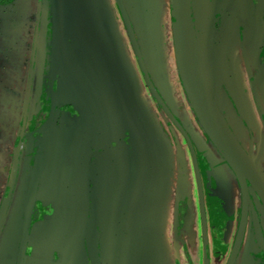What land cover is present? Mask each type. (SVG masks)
<instances>
[{"label":"rangeland","instance_id":"374dc122","mask_svg":"<svg viewBox=\"0 0 264 264\" xmlns=\"http://www.w3.org/2000/svg\"><path fill=\"white\" fill-rule=\"evenodd\" d=\"M37 1L38 0H18L14 10H12V7L7 8V6L0 4V13H2L0 14V64H2V68L4 66L5 68H9V60L16 62L15 65L18 66L22 58L24 61L25 58L27 60V57H29L28 50L32 43V36H30V33L33 32L35 27L34 21L36 20L38 7ZM70 1L71 0H60L64 15L63 18L66 20V18L69 17L67 20L69 23V36L72 32V28H70ZM110 1L111 0H106V3ZM199 1V3L197 2V14L199 15H196L195 26L193 25V31L194 33L196 31V36L199 34V31L201 32L202 16L208 11V4L211 3L210 0ZM124 2L131 16L132 24L154 86L191 138V142L186 141L187 146L191 147L193 145L191 151L193 152L194 150L196 152L198 159L202 162L204 160L210 170H214L213 167H216L218 174L222 176L221 179H217L221 187L219 190L221 198L219 201H217V198H214V203L217 204L218 209L217 214L220 215L218 219L221 233L217 237V243L212 247L210 246V263L225 264V259L221 261V257L219 256L225 248L231 246V240H233L239 221L238 212L240 208L236 207V202L232 199H236L235 196H237V189L234 187L236 177L228 163L222 158L219 151L206 135L204 128L198 118L194 116L195 113L192 112L193 110L190 109L187 101L183 100V98L178 95L177 91L181 90V87L179 86L180 80L176 72V66L172 61L173 52H176L177 37L174 38V12L170 9L171 4H169L168 0H124ZM260 3H264V0H261ZM112 6L113 7L110 8L107 13L102 9L97 12V14L99 15V20L103 23L109 24L114 21L118 22L116 34H112L106 41L111 47L113 46L117 59L121 58L122 63L113 64L108 75L103 74L104 71L100 63L99 65L95 63L94 69L96 67L98 69L97 79H99L100 82H102V80L105 82L107 81V85H110L111 80L115 77L119 78L124 74L125 81H130L129 84L133 89L134 86L135 90L138 88L141 89L138 84L140 83V73L135 58L133 57L134 54L128 36L123 32L115 4ZM6 14H10V17H5L4 15ZM81 16H84V14L79 15L76 30L83 29V19ZM261 16L262 13L260 11L259 29L262 31V34L256 36V41H254V39L245 41L248 46L245 54H242L240 51L230 52V49L233 48V44L236 43L235 40H238L234 39L232 27L226 26L223 30L222 28L216 30L214 24L212 25V36L215 43H217L216 53L219 55L227 54L231 61L229 66V78L225 77L224 82L230 87L229 89L235 100V105L233 106L227 100L226 95L220 89V82L218 81V77H220L218 75L219 69L229 64L220 62L215 66V74L213 73L212 77V89L220 110L225 115L232 133L264 176V69L261 67V61L264 63V21ZM2 18H5L7 23H3ZM10 20L12 22L17 20V23H19L18 26L10 27ZM224 26L225 25H222V27ZM41 27L44 28L46 26L42 23ZM206 32L207 29L204 30V33ZM3 33L4 35L8 34L7 36H9V38H7V36L4 38L2 36ZM196 38V42L199 46L198 50L200 53L204 54L205 47L202 43L203 41L201 42L198 39L199 36ZM230 38L233 39L232 42ZM7 40L8 42H6ZM219 44L220 46H218ZM78 52L81 53V50H78ZM18 55L20 60H15V58H18ZM72 55H75L74 52L73 54L70 53V73L74 76L84 75L83 70L89 68V65L86 64L84 66V62L81 65ZM97 59H101L100 52L97 53ZM80 61L82 62V60H79V62ZM2 68H0V83H4L2 78L3 74L1 73ZM43 71V68L41 70V66L37 63L27 123V130H30V132L32 127L38 123L39 119H41V121L46 120L47 122V116H49V101L51 99L50 97H52V92L50 93V90L52 88L48 81L45 83L44 78L41 77V72ZM125 71L129 72L126 73ZM20 73L22 74H15L14 76L11 73L9 74V79H6L8 83L4 84L10 85V88L8 89V86H5V93L2 94L4 97L2 98L0 96V205L3 201L5 190H8L11 184V176L9 173L11 169V152L15 148V143L21 147L17 182L15 186L14 178L11 196L14 191V186L15 191L13 196L10 197L12 198L11 203L0 231V264H15L14 255H16L17 239L20 234L17 231V226L19 225L17 217L22 207V196L26 194L28 182L31 179L32 165L35 163L36 159L35 157L33 160V156L38 141L37 136H28L24 138V136L21 135V119L23 115L22 112L19 111V108L22 107L23 96L19 103V108L16 107V103L13 100H17L16 97L19 95L18 90L23 91L24 86L27 87L29 74L27 72L25 73L24 68H22V72ZM135 75L137 76L136 78ZM253 77L254 79H252ZM249 78H251V81ZM18 79L21 80V83H18ZM71 81L72 80H70V82ZM80 81H83V79H80ZM80 81H78V83H82ZM252 81H255V83H251ZM71 83H73V81ZM75 83H77V81ZM100 84L101 83H99V85ZM47 85H50V87L48 86L47 88ZM103 85H105V83H103ZM176 86L179 88L177 89ZM142 87L141 92L146 96L143 83ZM137 92L139 93V90H137ZM77 96V94L71 95L70 101H76ZM141 100L144 106L146 104H152L149 99L142 98ZM40 103H43L45 110L40 107ZM144 106L143 113L146 122L144 123V118L138 120L140 124L135 125V129L133 126L131 128V124L128 125L132 132L131 139L133 141L134 150L144 151L150 149V152H153L155 148H157V150H163L165 152V161L167 162L166 171L168 174L166 177L159 179L151 177L143 178L139 182L134 183L133 197L131 196V199H133V207L136 206L141 218L136 219L133 224L124 225L128 236V250L121 264H178L180 262L179 255L181 251H183V248L178 242L170 244L172 240V228L174 227L171 224L173 220L172 211L174 204L172 196L174 193L171 194V192L177 177L176 151L179 153L181 148L179 149L175 146L170 129V126L172 127L173 125L171 122L170 124L167 121L164 112L160 110L161 108L159 109V106H156L157 113L161 115L157 117L155 107L146 109V106ZM237 110L240 114H238ZM87 111L91 113L89 109ZM34 116L37 118V123H31L34 121ZM72 118L73 117L70 116V119ZM70 122L72 121L70 120ZM125 123H127V121H125ZM131 123L133 124L134 121H131ZM167 123L169 126H167ZM120 131L121 133L119 134L110 133L115 138L123 133L129 135L125 128L124 130L120 129ZM177 138L182 142L181 140L184 137L181 138L178 135ZM90 139L91 136H87L86 133L81 131L79 127L73 126L72 123L66 124L60 122V124H57V121H55L51 125L50 130L48 132L46 131L43 139L45 146L42 161L43 170L38 181L36 205L32 217L33 220L44 219V217L48 218L60 214L64 201L66 200L64 191L69 188L78 191L87 190L89 185L86 179L83 178L88 176V170H84L81 175L82 177L78 180L66 177L62 175V173L63 168L65 169L67 165L78 162L83 166L90 160L89 157L92 151L88 150L86 152L85 149L87 145H90ZM129 139L130 135L127 137L128 142ZM121 156L122 154H120L119 160ZM127 159L130 160L129 154ZM158 167L159 166L152 170V172L159 171ZM162 167L161 163V172L164 173ZM231 181L230 191L232 198L229 194L223 197V183ZM207 186L210 189L211 184L209 183ZM252 192L253 195L258 198L255 191L253 190ZM259 203L261 206L259 217L262 227H258V229L264 232V203L260 200ZM195 204L194 202L193 214L190 212L187 219L185 218L184 220L183 225L185 226V231H189L187 227L192 218L199 223L200 216ZM198 226L200 230V225L198 224ZM197 232L196 236L197 240H199L198 247H195V243H188L187 247L190 246V248L188 247L185 250L187 262L182 260V264H202V258L198 259V251L201 255L202 250L200 231ZM184 235L185 238L190 241L187 234ZM214 242L215 238H213V243ZM188 249L190 251H188ZM227 251L229 252V250ZM9 252L13 253L11 259L8 256ZM3 253H5V258L4 255H2ZM49 253L50 251L48 250L40 248L32 249L30 247L25 257V264L29 263V256L32 254H38L44 257L48 256L50 258L51 256L54 257L58 255L51 252L52 255L50 256ZM190 255H192L193 260L190 259ZM182 256H184V254ZM245 259L244 256L237 264H244Z\"/></svg>","mask_w":264,"mask_h":264},{"label":"flooded vegetation","instance_id":"af4514ba","mask_svg":"<svg viewBox=\"0 0 264 264\" xmlns=\"http://www.w3.org/2000/svg\"><path fill=\"white\" fill-rule=\"evenodd\" d=\"M168 1H169V4H171L170 0H168ZM206 1H208V0H206ZM210 1H211V3L208 4V11L202 16L201 32L199 31V34H197V36H196V31H195V37L199 36L198 39L201 42L203 41L202 43L205 47V53L204 54L200 53V51L198 50L199 55H200V60H201L202 68L204 70V74H205L207 82H208L207 84L209 86L210 92L212 93L213 98L215 99L216 102H217V99H216V96H214V92L212 89L211 76L213 75V73L215 74L214 68H215V66L218 65L217 62L229 64L227 66L220 68L218 75L219 76L221 75V76L218 77V81L220 82L219 83L220 89L226 95L227 100L230 102V104H232L234 106L235 100H234L233 96L231 95V92L229 89L230 87L228 86V84H226L224 82L225 77L229 78V66H230L231 61H230V58L227 54L219 55L216 53L217 43H215V40L212 36L213 33L211 32V27L213 24H214V27L216 30H219L221 28L223 30L226 28V26H229L228 22L231 21V18H230V15H231L230 10L231 9L229 8V6H227L226 0H210ZM123 2H124V0H123ZM197 2L199 3L200 1L199 0H190V5H191L190 7H191L192 16H193L194 26H195V17H196V15H199V14H197L198 13V3ZM113 4H115V6L117 8L116 11H117V14L119 15V18H120L119 22H121L123 32H125L128 36V40H129L132 52L134 54L133 57L135 58V61H136V64L138 66V70L140 73V75H139L140 76L139 77L140 83L144 84V91L146 93L145 98L151 100L152 104L149 106H150V108L155 107V113H156L157 117L160 114L157 113V111H156L157 107L156 106H159V109L161 108L160 110H162L164 112V114L166 116V117L165 116L164 117L167 118V121L169 123L170 122L172 123L173 126L172 127L170 126V129H171V136L174 139L173 142L175 143V146H177L179 149L181 148L179 153H178V151H176V158L175 159H177V177H176V183H175L173 190L171 192V194L174 193L172 196V198L174 199L173 211H172L173 220L171 222L172 226H174V227L172 228V237H171L172 240H171L170 244H175L177 242L180 243V246L183 248V251H181V253L179 255L180 262L178 264H182L183 263L182 260L183 261L185 260L187 262V260H186L187 256H186L185 250L188 247L190 248V246L187 247V245L190 242L192 244L195 243V245H196L195 247H198V241L199 240H197L196 234L198 233L197 231H200V241H201V250L202 251H201V255L199 254V251H198V259L202 258V264H206L207 263L206 253H208L207 254L208 255V264H212V263H210V261H211L210 246L212 247V246H214V244L217 243V241H216L217 237L221 233V230L219 229L220 223H219V219H218V218H220V215L217 214L218 209H217V204L214 203V200H215L214 198H217V201H219L221 198V195L219 194V190L221 187H220V183H218L219 181H217V179L218 178L221 179L222 176L220 174H218L216 167H213L214 170H210V168L204 162V160L202 162L201 160L198 159L196 152L194 150H193L194 153L191 151V148L193 145L191 147L187 146L186 141L191 142V138H190L189 134L187 133V131L184 129L183 125L180 123V121L172 113V110L170 109V107L163 100L161 94L157 91L169 111H166L164 109V107L153 96L149 86L147 85V82L144 79L142 71L140 69V66H139L137 57L134 53V49H133L132 43L130 41L128 31H127L124 19L122 17V14L120 12L117 0H111L108 3H106V0H71L70 1V8H71L70 9V28H72V32L70 33V53L73 54L72 51L78 52V50H81L83 53V55H82L83 58L81 59L82 63L84 62L83 65L84 66L86 64L89 65V68L86 69V73L83 77V81H80V82H82V83H106L107 81L105 82L104 80H102V82H100V80L97 79L98 69H97V67L94 69V64L96 63V65H99V63H100L102 68H103V71H104L103 74L108 75L110 73V69H111V66L113 64L122 63L121 58L117 59L116 53L113 50L114 49L113 46L111 47V45L106 41L112 34L113 35L116 34V31L118 28L116 29L115 27H117L118 22L114 21V22H111L109 24L103 23L102 21L99 20V15L97 14V12H99L102 9L104 12L107 13L110 10V8L113 7L112 6ZM124 4H125V2H124ZM37 5H38V7H37V13H36V20L34 21L35 27H34L33 32L30 33V36H32V43L29 46V50H28L29 51V57H27V60L25 58L24 61L22 58L21 63H20V61L18 63L19 69H20V67H21L20 70H22V68H24L25 73L27 72L29 74V80H30V69H31L34 42H35L34 68H33L32 81H31V85H30V99H29V104H28V113H27L26 124H25L24 129H23L24 110H25L26 97H27L28 88H29V80L27 83V87L24 86L23 91L18 90L19 91L18 96L20 97V102H21V98L23 96L22 107L19 108V106L16 104V107L19 108V111L22 112V115H23L22 119H21V123H22L21 124V130H20L21 135H23L24 138L28 137V136H33V137L37 136V139H38L36 149L34 151L33 160L35 157H37L39 155V153L42 154V150H40V147H41L43 139H44V134L46 133V131L48 132L50 130L51 125L55 121H57V124H60L61 117H63L67 113H69L70 116H72V117H75L77 114L75 109L72 107L71 104L65 105V106H63V105L58 106L56 99L54 100L55 105L52 107V97H50L51 99L49 101V116H47V121H48V119L52 113L53 118H52L51 124L44 130V132L43 131L39 132L38 130L41 129L47 122H46V120L41 121V119H39L38 123H37V118H36V116H34V121L31 123H37V124L34 127H32L33 131L31 130V132H30V130L29 131L27 130L28 114H29V108H30L31 101H32L33 81H34V77L36 76L37 63L41 66V70H42V68L44 70L43 72H41V77L44 78V82L46 83V81H48V83L50 85L52 83L51 63H52V47H53V15H52L51 1L50 0H41L40 20H39L38 26H37V18H38L40 0L37 1ZM125 7H126V4H125ZM170 9L172 10V8H170ZM127 11H128V8H127ZM81 14H84V16H81V18L83 19V29L76 30V27L78 25L79 15H81ZM128 14H129V11H128ZM231 17L234 18L233 15H231ZM129 18H130V21L132 23V19H131L130 14H129ZM62 19H63V17H62ZM68 19H69V17L66 18V20H65V23L67 24V26L62 24V34L63 35L61 37L60 48H59L60 49L59 50L60 56L58 58V70H59V72H58L57 85H58L59 79H60V71H61V65H62V57H61L62 52L65 48L66 42L69 41L68 31L63 30L65 27H69L68 26L69 23L67 21ZM205 21H207V22H205ZM17 22L18 21L16 20V23ZM42 23H44V25L46 27L42 28L41 27ZM18 24L19 23H17V26H18ZM222 25H225V26L222 27ZM132 26H133V24H132ZM239 27L241 30H245L244 25L239 24ZM205 29H207L206 33H204ZM14 31H15V29H14ZM14 31H12V32H14ZM218 33H220V32H218ZM7 35H4V33H3L2 36L4 38H6ZM135 35H136V32H135ZM7 38H9V36H7ZM136 38H137V35H136ZM219 39H220V37H219ZM8 40L6 42H8ZM138 43H139V41H138ZM7 45H8V43H7ZM241 45H242V49H243L244 43L242 41H241ZM139 46H140V44H139ZM218 46H220V44ZM140 49H141V47H140ZM172 49H173V47H172ZM231 50L233 51V48L230 49V52L232 53ZM173 51H174V49H173ZM98 52H100L101 59H97V53ZM141 52H142V50H141ZM39 53H40V56H39ZM142 56H143V54H142ZM172 58H173L172 61L176 66L175 67L176 72L179 76V80H180L179 86L181 87L180 89L182 90V91L181 90L177 91L178 95L180 97H182L183 100H186L188 106L190 107V109H192L190 101H189L187 93H186V90H185L183 83H182V80L180 78L177 59H176V55L174 52H173ZM18 59H19V55H18ZM3 61H5V60H3ZM145 64H146V62H145ZM146 67H147V65H146ZM147 70H148V68H147ZM45 72H46V74H45ZM126 73H128V72H126ZM148 73H149V71H148ZM225 74L228 76H225ZM149 76H150V73H149ZM123 77H124V74H122V76H120L119 78L115 77L111 81L109 79V81L111 83H120V80H123ZM135 77H137V76L135 75ZM150 78H151V76H150ZM252 79H254V77ZM151 80H152V78H151ZM249 80L251 81V78H249ZM152 83H153V81H152ZM251 83H255V82L252 81ZM50 85H47V88H48V86L50 87ZM153 85H154V83H153ZM176 87H177V89L179 88L178 86H176ZM56 88H57V86H56ZM51 92L52 91L50 90V93ZM24 93H25V95H24ZM41 97H42V93H41ZM55 97H56V95H55ZM40 107H42L45 110L43 103H40ZM169 112L173 115V117L177 121V123H175L172 120V118L169 115ZM192 112H194V111H192ZM237 112H238V114H240V112L238 110H237ZM221 113H222L223 117L225 118V120L227 121V119H226V117L222 111H221ZM135 115H137L136 118H138L139 112H135ZM194 116L197 118L196 113ZM93 118L94 117H92V121L94 120ZM121 120H120V123L118 124V126L113 127V125H112V126H109V127H111L110 129H109V127H108V129L104 128L103 132L99 133V135L104 139L103 141H107V142L110 141L111 142L108 144V148L115 147L116 149H118L120 154L123 155V150L125 151V148L127 147L128 149H130L129 154L130 153L132 154L133 153L132 150H134L133 149L134 147H132V145H130L129 142L127 141L128 135L125 134V136H124V133H123L120 136L119 135L116 136V138H115L111 134V133L119 134V132L121 133L120 129L124 130V128L127 130V134H128L129 122L127 120H124V119L122 121ZM125 121H127V123H125ZM167 126H169L168 123H167ZM178 135L181 138L184 137L181 140L182 142H180V140L177 138ZM208 138H209V136H208ZM210 141H211V139H210ZM212 144L214 145L213 142H212ZM17 145L18 144L15 143V145H14L15 148L11 152V169L9 172L10 176L12 174V170H13L14 163H15V151H16ZM184 148H185V151H184ZM20 152H21V147L19 146L18 156H17V161H16L15 186H16V182H17V173H18V168H19ZM97 153L98 152L96 151L94 154L96 155ZM94 154L91 155L89 157L90 160L87 161L88 164L91 166L90 176H88L89 178H86V181H87L89 187L87 188L86 191H84V193H82L83 191L79 190V192L81 194L79 197L85 198V202L83 204V206H84L83 209L86 211V213L79 214L80 215L79 217L81 218L80 222L82 223L81 227L83 230V232H82L83 254H84L83 255V257H84L83 261L86 258L88 264H102L101 249H102V242H103V235H104L103 225L108 220V218L110 216L107 214V212L110 210L111 204L107 203L108 200H105V199H107V197L104 198L106 185L103 183L101 186V183L99 181L101 179V176H103L104 182H107L108 180H110V178H109V174H108L107 170H106L107 172H104L102 175H100L97 172V170L95 169V165H94V160H95ZM220 155H221V153H220ZM222 158L228 163V161L223 156H222ZM33 165H34V163H33ZM33 165H32V167H33ZM228 165L236 177V180L234 179L235 180L234 181V183H235L234 187H235V189H237V196H235L236 199L232 198V196H231V191H230V184H232V181H231V182L223 183V185H224L223 197H225L227 194H229L231 196V198L236 202V207L240 208V209L238 212V220L239 221L237 223V229H236L235 234L233 236V240H231V246L229 248L228 247L225 248L219 256V257H221L220 258L221 261H223V259H225V264H228L230 256H231L233 248H234V245H235V242H236V238L238 235V231H239L240 223H241V219H242V209H243V194H242L240 179L237 177V175L234 172L231 165L229 163H228ZM117 172L118 173L121 172V169H120V171H117ZM115 174H116V172H115ZM198 175L200 176L201 186L199 184ZM30 178H31V175H30ZM247 182H248V192H249V196H250L249 201H248L247 221H246L244 235L242 237L241 244H240L238 253H237V255L233 261V264H237V262H240L241 258H244V256L246 258L244 260V264H264V232H263V230L259 231V229H258V227H260V228L262 227L261 219L259 217L260 210H261V206L259 203L260 197L256 194L259 198L258 199L255 195H253L252 191L254 189L252 188L249 181H247ZM107 183H109V182H107ZM209 183L211 184L210 189L207 186ZM29 184H30V180L28 182V188H29ZM15 186H14V191H15ZM211 187L213 188V190ZM28 188H27V191H28ZM178 190H179L180 194H179V198L177 199V191ZM14 191H13V194H14ZM201 191H202V202L204 205V212H205V222H206L205 224L203 222V213H202V209H201ZM7 192H8V190L6 189L3 201L7 195ZM93 193H95L96 200H97L96 201L97 207H98V213H97V217H96L95 221H92V214H91V212H92L91 205H92ZM13 194H12V196H13ZM65 194H67V193H65ZM26 195H27V192L24 196H22L23 197L22 207H21L20 213H18V217H17V220L19 221V225L17 226V231L20 234H19L18 239H17L16 255H14L15 264H17L18 259H19L18 252H19V246L21 243V236L23 235L22 226H23L24 206H25ZM85 195H87V196H85ZM36 198H37V194H36ZM66 198H67V200H70L68 197H66ZM100 198H101V200H100ZM11 199L12 198H10V200H9L3 223L5 221L7 211H8V208L10 206V203H11ZM3 201H2V203H3ZM194 202L196 203L195 205L197 206V211L199 212V216H200L199 223H198V221H195L194 218H192L190 220V224L187 227L189 231H187V230L185 231L184 230L185 226L183 225L184 220H185V218L187 219L190 212H192V214H193ZM2 203L0 205V210H1ZM213 203L215 204V208H214ZM67 204H69V201H67ZM78 204H80V203L78 202ZM35 205H36V199H35L32 214H31L29 234L31 233L34 224H36L38 221L43 219L42 218V219L33 220L32 217H33ZM251 208H253V209H251ZM253 215H254V217H253ZM3 223L1 225V228L3 226ZM198 224L200 225V230H199ZM204 225H205V228H204ZM1 228H0V231H1ZM184 234H187V237L190 241H188L185 238ZM213 238H215L214 243H213ZM206 242H207V246H206ZM70 243H71V241H70ZM89 244H95L96 245L95 249H96L97 253H96L95 258H93L92 254L89 253V249H88ZM206 247H207V250H206ZM28 248H30V247L28 246V243H27L22 264H25V257H26ZM227 250H229V252ZM188 251H190V250L188 249ZM55 254H57V253H55ZM183 254H184V256H182ZM2 255H4V258H5V253H3ZM8 256L11 259L13 256V253L9 252ZM57 256L58 255H55L54 259H57ZM190 259L193 260L192 255H190Z\"/></svg>","mask_w":264,"mask_h":264},{"label":"crops","instance_id":"0c3cea01","mask_svg":"<svg viewBox=\"0 0 264 264\" xmlns=\"http://www.w3.org/2000/svg\"><path fill=\"white\" fill-rule=\"evenodd\" d=\"M260 2L261 0H226L227 6L231 9V15L234 16V18H232L230 15L231 21L228 22V25L233 28L232 31L234 33V39H238L235 40L236 43L233 44L234 49L232 52L240 51L242 54H245L248 49L245 41L253 39L256 41V36L262 34V31L259 29V15L261 11V18H263L264 21V3ZM239 24L244 25L245 30H241ZM115 28H118V25ZM230 39L232 42L233 39ZM241 41L244 43L243 49ZM252 44L254 45L253 42ZM74 54L76 56L72 55L73 58L78 60V63L82 65V62H79V60L83 58L82 51L81 53L74 52ZM217 63L219 64V62ZM261 67L264 69V63L262 61ZM20 71L18 75L22 74ZM83 72L85 75L86 70H83ZM1 73L3 74L2 78L4 83H8L6 79H9L10 72L7 68H5V66L2 68ZM84 75L74 76L70 73L69 36V41L66 42L62 54V65L60 79L56 90V98L58 106L71 104L77 114L75 117L70 119V114L67 113L61 117V123H72L73 126H76L77 128L79 127L81 131L87 134V136H91V143L85 148L86 152L91 150V155H93L96 151L98 152L96 155L94 154V165L100 175L108 171L110 180L107 182L109 183L104 182L103 176H101L99 181L101 186L103 183L106 185L104 198L107 197L105 200H108L107 203L111 204V208L107 212L110 216L103 225L104 235L101 249L102 264H121L125 259L128 250V236L124 225L133 224L136 219L141 218L138 214L136 206L133 207V199H131V196L133 197L134 183L139 182L143 178L151 177L159 179L166 177L168 174L166 171L167 162L165 161V152L161 149L157 150V148H155L153 152H150V149H146L144 151L132 150L133 153H130V155V149L126 147L119 160L120 152L118 149L115 147L108 148V144L111 142L103 141L104 139L99 135V133L103 132L104 128L108 129V127L112 125L113 127L118 126L121 119L127 120L129 124H131V128L133 126L134 129L135 125L140 124V121H138L140 119L139 117L136 118L137 115H135V112H137L138 105L140 104L139 101L146 97L144 93L141 92V89L143 88L142 84L138 83L141 88L137 89L139 90L138 93L137 90H135V86L133 89V87L129 84L130 81H125L124 77L123 80H120V83H118L119 85L116 83H110V85H107V83H105V85H103V83L100 85L99 83H78L80 79H83ZM225 76L228 75L225 74ZM212 77L213 75L211 76V80ZM70 80H72L73 83H71L72 81L70 82ZM76 81L77 83H75ZM4 83H0V96L2 98L4 97L2 94H4L6 90L5 86H8V89L10 88V85H6ZM18 83H21L20 79H18ZM211 83L213 82L211 81ZM73 94L78 95L76 97L77 100L74 102L70 101V96ZM16 99L17 100H14V102L19 106L20 97L17 96ZM145 106L146 109L150 107L149 104H146ZM87 108L91 111V113L87 111ZM92 117H94L93 121ZM143 118L145 123V115ZM70 120L72 122H70ZM131 121H134V123L132 124ZM110 128L111 127H109V129ZM128 130V134L130 135L129 144L133 147V141L131 139L132 132L130 131V127ZM128 154L130 155V160L127 159ZM161 163L164 173L161 172ZM157 166H159V171L152 172V170H154ZM90 169L91 166L88 162H86L83 166L78 162H75L71 165H67L65 169L63 168L62 175L78 180L82 177L81 175L84 170H88V176H90ZM120 169L121 172H119V174L117 171H120ZM88 176H85L83 179L89 178ZM64 193H67L65 195L70 200H67L66 198L62 212L38 221L36 223L37 225L35 224L33 226L30 233L28 246L32 249L39 247L50 249L53 247V244L49 242L48 238L53 232L58 234V238L69 235L71 238L69 237L68 239H70L71 245L69 243L66 245L69 251L66 260L68 264H76L80 260H83V257H80L79 255L77 256L74 253H83V244L79 243L83 232L79 214L86 213L83 209L85 198H81L82 202H79L78 190H71V188L64 191ZM82 193H84V191ZM67 201H69V204H67ZM78 202L80 204H78ZM78 234H80V239H78ZM63 239L64 237L62 240ZM28 264L54 263L50 262L47 257L32 254L29 256Z\"/></svg>","mask_w":264,"mask_h":264},{"label":"water","instance_id":"95a60500","mask_svg":"<svg viewBox=\"0 0 264 264\" xmlns=\"http://www.w3.org/2000/svg\"><path fill=\"white\" fill-rule=\"evenodd\" d=\"M51 1V8H52V15H53V47H52V63H51V90H52V107L55 105L54 100L56 99V86L58 80V58H59V48H60V41L62 37V24L67 26L65 23V19L62 17L63 10L60 0H50ZM171 8L174 12V19H173V29H174V38L177 37L176 42V59L178 64V70L180 73V78L182 80L183 86L186 90L188 99L190 101L191 107L193 111L196 113L197 118L199 119L202 127L204 128L206 134L209 136L211 141L214 143L216 148L219 150L221 155L228 161V163L233 168L234 172L236 173L237 177L240 179L242 194H243V209H242V219L240 223V228L238 231V235L236 238V242L230 256L228 264H233V261L238 253L242 237L244 235L246 221H247V214H248V201H249V192H248V182L251 184L252 188L256 192V194L260 197V200L264 203V176L261 174L260 169L254 164V162L249 158L245 150L242 146L238 143L236 137L232 133L227 121L223 117L220 108L213 98L212 93L210 92L208 82L206 76L204 74V70L202 68L200 55L198 51V44L196 42V37L194 33V21L191 12V5L190 0H170ZM119 5L120 12L124 19L128 35L130 41L132 43L134 53L137 57L140 69L144 76L147 85L149 86L153 96L155 99L164 107L166 111H169L166 107L165 103L161 99L160 95L158 94L156 88L154 87L152 80L149 76L144 58L142 56V52L138 43V40L135 35L134 28L129 18V14L127 8L123 0H117ZM40 10H41V0L40 6L38 11V18H37V26L40 20ZM63 25V26H64ZM63 30L68 31V27H65ZM34 52H35V42H34V49H33V58L31 63L30 69V80H29V88L26 97L25 103V110H24V122H23V129L25 128L26 118L28 113V104L30 99V85L32 81L33 75V68H34ZM140 104L138 105L137 112H139V119L141 120L144 117V110H143V102L140 100ZM170 117L172 120L177 123L174 119L173 115L169 112ZM53 118V114L51 113L47 123L38 131L41 132L51 124ZM18 148L19 145L16 147L15 151V163L11 174V184L9 186L7 195L2 203L1 210H0V228L3 223L6 209L11 197L12 193V184L15 178V171H16V161L18 156ZM44 141L40 147L42 150V154L39 155L35 159V163L33 165L31 179L29 188L27 191V195L25 198V206H24V217H23V235L21 236V243L19 246L18 252V262L17 264L23 263V258L25 255V250L27 243L29 244V226L31 220V214L34 206V202L36 199L37 188H38V181L40 175L42 173V161H43V151H44ZM199 184L200 176L198 175ZM79 196L81 195L78 191ZM179 190L177 191V199L179 198ZM78 201L81 202V198L78 197ZM95 193L92 195V221H95L98 213V207L96 202ZM201 209L203 213V222H205V212H204V205L202 202V191H201ZM205 228V225H204ZM58 234L53 232L52 235L48 238L49 242L53 244V247L50 249L48 248H40L44 250L50 251V256L52 255L51 252L57 253V259L51 256L47 258L50 262L54 264H68L66 258L68 256V249L66 247L67 243L70 244V236L66 235L63 237L58 238ZM62 236V235H59ZM80 234H78V239ZM59 239V240H57ZM77 239V240H78ZM206 239V238H205ZM79 243L83 244L82 238L80 239ZM95 244H89V253L92 254V257H96V249ZM207 246V242H206ZM38 248V249H39ZM207 250V247H206ZM75 255H79L83 257L82 252L74 253ZM208 253H206V260L208 264ZM38 255V254H37ZM71 255V250H70ZM84 258V257H83ZM83 262V263H82ZM71 263V262H70ZM74 264V263H73ZM76 264H88L87 260L79 261Z\"/></svg>","mask_w":264,"mask_h":264},{"label":"trees","instance_id":"16d2710c","mask_svg":"<svg viewBox=\"0 0 264 264\" xmlns=\"http://www.w3.org/2000/svg\"><path fill=\"white\" fill-rule=\"evenodd\" d=\"M17 1L18 0H0V4H2V5H5V6H7V8H9V7H12V10H14L15 8H16V3H17ZM11 3H13V4H11ZM0 14H2V13H0ZM5 17H10V14H6V15H4ZM3 19V23H7V21L5 20V18H2ZM3 25V24H2ZM6 26V25H5ZM9 26L10 27H13V26H17V23H16V21H11L10 20V23H9ZM12 29V28H11ZM16 59H18V58H15V60ZM9 63H10V66H9V68H7L8 69V71L11 73V74H13V76L17 73V74H19V71H20V69H19V67L18 66H16L15 64H16V62H13L12 60L10 61L9 60ZM12 65V66H11ZM15 66H16V68H15ZM0 68H2V64H0ZM20 72H22V70L20 71Z\"/></svg>","mask_w":264,"mask_h":264}]
</instances>
